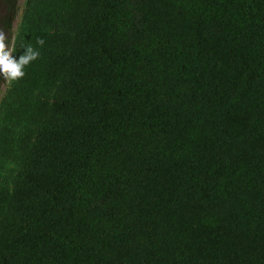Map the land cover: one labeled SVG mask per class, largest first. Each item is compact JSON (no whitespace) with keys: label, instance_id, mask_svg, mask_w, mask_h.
Masks as SVG:
<instances>
[{"label":"trees","instance_id":"obj_1","mask_svg":"<svg viewBox=\"0 0 264 264\" xmlns=\"http://www.w3.org/2000/svg\"><path fill=\"white\" fill-rule=\"evenodd\" d=\"M44 12L0 106V264H264V0Z\"/></svg>","mask_w":264,"mask_h":264},{"label":"clouds","instance_id":"obj_2","mask_svg":"<svg viewBox=\"0 0 264 264\" xmlns=\"http://www.w3.org/2000/svg\"><path fill=\"white\" fill-rule=\"evenodd\" d=\"M40 2L42 11L36 9ZM53 0H9L0 3V106L11 99L15 87L26 75L27 67L39 58L42 38L58 20L53 19L44 9ZM24 91L29 87L23 85ZM35 88V96L40 93Z\"/></svg>","mask_w":264,"mask_h":264}]
</instances>
